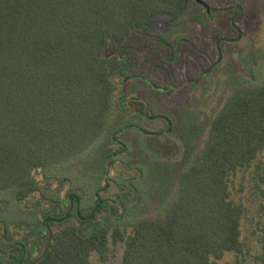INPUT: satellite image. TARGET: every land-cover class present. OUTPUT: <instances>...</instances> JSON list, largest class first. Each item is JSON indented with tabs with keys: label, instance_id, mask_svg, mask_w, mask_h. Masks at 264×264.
<instances>
[{
	"label": "trees",
	"instance_id": "1",
	"mask_svg": "<svg viewBox=\"0 0 264 264\" xmlns=\"http://www.w3.org/2000/svg\"><path fill=\"white\" fill-rule=\"evenodd\" d=\"M192 5L201 7L194 0H0V192L14 189L22 205L36 189L35 170L78 157L103 135L116 109L123 119L125 108H136L125 104L122 89L137 79L140 62L136 55L107 54L110 43L155 29L156 15L178 21ZM232 19L236 34L216 36L217 43L240 42ZM197 123L190 119L180 130L182 169H165L169 186L177 179V192L161 216L134 221L127 236L112 228L131 197L127 173L140 175L142 168L122 161L126 174L106 175L109 158L117 173L108 149L101 184L90 197L73 190L44 194L50 206L38 220L36 211L33 220L0 216V264H29L42 252L48 229V250L35 264H89L92 252L106 260L110 237L124 243L120 264H217L212 258L242 253L244 205L231 197L229 177L253 167L264 150V82L227 97L200 145L204 127ZM127 129L132 126L119 133ZM140 151L138 159L149 165ZM259 169L253 179L264 197ZM259 231L255 261L264 264V221ZM33 247L39 252L32 258Z\"/></svg>",
	"mask_w": 264,
	"mask_h": 264
},
{
	"label": "rangeland",
	"instance_id": "2",
	"mask_svg": "<svg viewBox=\"0 0 264 264\" xmlns=\"http://www.w3.org/2000/svg\"><path fill=\"white\" fill-rule=\"evenodd\" d=\"M203 1L213 8L212 20L206 18L202 7L195 5L175 22L167 15H156L151 19V22L156 24L155 29L144 34L132 35L120 45L110 43L107 50V54L118 57L136 55L140 62L138 74L160 86L164 84L160 66L172 70L176 73L175 76L180 74L184 78L195 79L210 65V60L217 58L218 44L221 52L219 64L213 69L210 77H203L195 87L185 86L169 93H159L136 80L125 85V90L129 89V93H132L133 87H140L143 99L148 105L149 116L159 118L151 122L145 121L142 128L149 131L165 130L166 123L162 120L165 117L171 122L170 129L162 132L164 134L159 137H146L137 131L127 129L117 137L121 130L130 127L131 122L121 119V114L117 115L116 109L103 135L85 152L61 165L45 170L38 169L32 173L30 181L35 183L36 189L21 201L22 205L14 198V189L1 191L0 216L6 214L8 219L15 220L18 218L23 220L25 216L32 219L33 211H36L38 220L41 218L40 213L50 206L49 197L46 195L59 194L63 197L66 192L73 190L82 192L85 198L90 197L95 185L101 184L105 157L108 149H112L111 134H115L118 140L127 144V154L124 158L114 159L117 173L111 164V176L127 173L122 171L120 165L122 161L130 162L133 167L138 165L142 168L140 175L137 171H128L127 174L133 181V189L128 190L131 197L127 207L124 210L119 209V217L112 223V228L120 229L127 236L132 231L131 224L134 221L159 217L165 212L164 209L169 208L168 205L176 196L177 179L172 180L169 186L170 171L165 169L170 164L177 166L178 170L182 169L185 145L181 140L180 130L182 132L185 128V122L196 119L197 124L204 127L199 145L202 144L211 120L227 97L241 88L264 82V0ZM195 17L197 22L192 19ZM229 17L233 18L231 25L242 32L241 40L217 43L216 36L236 34L228 25ZM195 32L202 35V41L194 38L192 33ZM190 43L198 47L201 53L191 50L188 46ZM166 45H171L170 49ZM174 49L179 51L175 52ZM138 150L145 152L149 165H142L143 162L138 158L143 152ZM257 166L264 172V150L259 154L253 167L237 171L229 177L231 197L244 205L241 220L242 253L228 251L220 259L212 258L217 264H258L255 256L260 252L258 236L259 226L264 221V197L255 187L253 179L255 175L253 170ZM260 188L264 189V184H261ZM5 202L8 203L7 206H4ZM123 249V242H113L110 237L107 259L101 260L98 253L92 252L89 264H120ZM38 252V249L33 247L31 257L38 255Z\"/></svg>",
	"mask_w": 264,
	"mask_h": 264
},
{
	"label": "flooded vegetation",
	"instance_id": "3",
	"mask_svg": "<svg viewBox=\"0 0 264 264\" xmlns=\"http://www.w3.org/2000/svg\"><path fill=\"white\" fill-rule=\"evenodd\" d=\"M215 9L219 10L220 8L219 9L215 8ZM196 35L199 38L198 40L202 41V35L200 33H198V32H196ZM188 46L190 47L191 50L197 51L198 53H201V50H199L198 47L192 45L191 43L188 44ZM166 47L167 48L169 47L168 49H170L171 45H166ZM173 51L176 52V51H179V50L178 49H176V50L174 49ZM205 56H207V55H205ZM173 59H174V56H173ZM213 61H214L213 59L210 60L209 64L212 63ZM159 69L162 70L160 72V74H161V79L163 80L164 84H162L160 86L156 85L151 80L147 79L146 77H144V76H142L140 74L137 75L136 81L142 82L147 88H149V89H151L153 91H156V92H159V93H169L171 91L182 89L185 86H189L191 88L192 87V82L196 81L199 78L200 73L203 71L202 70L199 73L197 78L192 79V78H184L180 74L175 76L176 73H173L172 70L167 69V68H165L163 66H160ZM205 76H207V75H203L198 82H200L203 79V77H205ZM157 78L160 79L159 77H157ZM130 82H135V80L132 79L128 83H130ZM149 82L152 85H155V86H157L159 88H168V90H160V89H156L154 87H151L149 85ZM128 83H127V85H128ZM123 98L125 100V104H127L128 101H133L136 104V108H132L131 112L128 111V109H127L128 107L125 108V110H127V111H125V113L123 114V120H130V122H131L130 125L132 126V130L137 131L141 135H144L146 137L147 136H150V137L151 136H157V137H159L162 132L170 129V123L171 122L168 119H166L165 117L162 118V120L166 123L165 130L149 131V130H145L144 128H142V126L144 125L145 121H148V122L155 121V120H157L158 117L157 116H152V117L149 116L148 111H147L148 110V105H147V102L143 99V95H142V91H141L140 87H138V86L137 87L136 86L133 87L132 93H129V89H126L125 92H124V97ZM143 132H145V133H143ZM147 133H151V134H154V135H148ZM119 134H117V137H118ZM117 137H115V138H116V141L118 143H116V144L113 143L112 144V153L111 154L114 155V158L122 157L123 155H125L127 153V144L125 142L121 141V140H118ZM69 208H70V210H72L73 209V204L70 203L69 204Z\"/></svg>",
	"mask_w": 264,
	"mask_h": 264
},
{
	"label": "water",
	"instance_id": "4",
	"mask_svg": "<svg viewBox=\"0 0 264 264\" xmlns=\"http://www.w3.org/2000/svg\"><path fill=\"white\" fill-rule=\"evenodd\" d=\"M194 2H195L197 5H199V6H201L202 8H204V10H205V14H206V16H207L208 19H210V20L213 19V15H212V10H213V8H212L211 6H209V5H208L207 3H205L203 0H194ZM216 49H217V58H216L212 63H210V65H209L206 69H204V70L200 73L199 78H198L196 81H193V82H192V86H193V87L198 83V81L201 79V77H202L203 75H207L208 77H210V74H211V72L213 71V69L219 64V62H220V60H221V52H220V50H219L218 44L216 45ZM149 85H150L151 87L156 88V89H160V90H168V88H159V87H157V86H155V85H152L150 82H149ZM124 92H125V85H123L122 94H123ZM143 133H145V132H143ZM147 134H148V135H154V134H151V133H147ZM162 134H163V133H161V135H162ZM111 139H112V142H113L114 144L117 143V141H116V139H115V134L112 135ZM111 164H112V163H111V158H109L108 161H107V174H106V175H108L109 171L111 170V166H112ZM50 240H51V231L48 229L47 238H46V241H45V244H44V247H43L42 252H41L36 258H34L29 264H35V263H37L38 261H40V260L44 257V255L46 254V252H47V250H48V247H49V244H50Z\"/></svg>",
	"mask_w": 264,
	"mask_h": 264
}]
</instances>
